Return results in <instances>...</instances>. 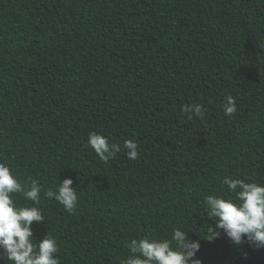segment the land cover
<instances>
[{"label": "trees", "instance_id": "obj_1", "mask_svg": "<svg viewBox=\"0 0 264 264\" xmlns=\"http://www.w3.org/2000/svg\"><path fill=\"white\" fill-rule=\"evenodd\" d=\"M91 131L138 158L101 161ZM0 161L44 189L73 180L75 212L42 192L31 226L60 264H120L126 241L173 228L201 264H264L247 239L209 240L204 206L226 175L264 184V0H0Z\"/></svg>", "mask_w": 264, "mask_h": 264}, {"label": "clouds", "instance_id": "obj_2", "mask_svg": "<svg viewBox=\"0 0 264 264\" xmlns=\"http://www.w3.org/2000/svg\"><path fill=\"white\" fill-rule=\"evenodd\" d=\"M222 108L226 116H232L237 111L235 99L228 95ZM181 111L191 119L193 114H202L203 106L185 104ZM87 146L105 163L122 150H126L129 159L138 158L139 145L134 139L125 140L122 149L119 143L110 142L109 137L91 131ZM221 185L226 186V192L204 198L207 217L215 222L208 226V239L219 237L222 230L234 244L247 239L257 248H264V184L226 175ZM42 192L45 199L55 200L70 214L78 207L79 192L71 178L58 182L55 189H44L37 179L28 184L22 182L7 163L0 161V250L11 264H60L56 238L47 232L37 241L33 235V222L45 221L39 207ZM17 195L33 203L21 205L13 198ZM187 232L173 228L169 238H132L125 242L128 255L120 264H201L195 258L200 244L190 240Z\"/></svg>", "mask_w": 264, "mask_h": 264}]
</instances>
